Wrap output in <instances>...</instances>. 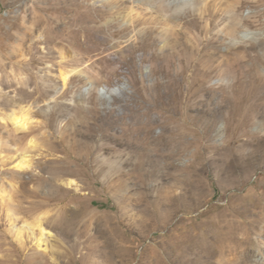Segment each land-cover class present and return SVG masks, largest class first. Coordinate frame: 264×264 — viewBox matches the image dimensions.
<instances>
[{
	"label": "rangeland",
	"instance_id": "374dc122",
	"mask_svg": "<svg viewBox=\"0 0 264 264\" xmlns=\"http://www.w3.org/2000/svg\"><path fill=\"white\" fill-rule=\"evenodd\" d=\"M0 264H264V0H0Z\"/></svg>",
	"mask_w": 264,
	"mask_h": 264
},
{
	"label": "bare ground",
	"instance_id": "6f19581e",
	"mask_svg": "<svg viewBox=\"0 0 264 264\" xmlns=\"http://www.w3.org/2000/svg\"><path fill=\"white\" fill-rule=\"evenodd\" d=\"M205 7V6H204ZM163 9V8H162ZM216 14V13H215ZM215 16V15H214ZM213 16V17H214ZM214 21V20H213ZM124 87L118 88V91L120 93H123ZM115 91V90H114ZM115 93V92H114ZM11 121L14 123V125L20 129H26L28 128L30 124V118L28 117L27 114H12L11 116ZM145 127V126H143ZM177 129V128H176ZM181 129V128H180ZM177 131V130H176ZM180 133V132H179ZM178 133V134H179ZM149 137V136H148ZM174 138V137H173ZM158 140V138H156ZM144 141V139H143ZM149 141V140H148ZM146 142V141H145ZM161 142V141H157ZM145 145V144H144ZM149 145V143L147 144ZM158 146V145H157ZM145 154V153H144ZM30 159L28 158H23V160L18 164V167L21 169L29 168L30 167Z\"/></svg>",
	"mask_w": 264,
	"mask_h": 264
}]
</instances>
